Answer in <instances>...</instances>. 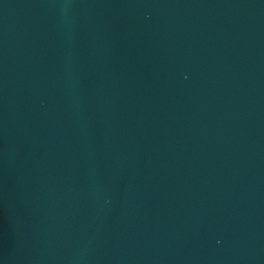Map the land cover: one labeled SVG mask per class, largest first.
<instances>
[{
  "label": "water",
  "instance_id": "water-1",
  "mask_svg": "<svg viewBox=\"0 0 264 264\" xmlns=\"http://www.w3.org/2000/svg\"><path fill=\"white\" fill-rule=\"evenodd\" d=\"M0 264H264V0H0Z\"/></svg>",
  "mask_w": 264,
  "mask_h": 264
}]
</instances>
